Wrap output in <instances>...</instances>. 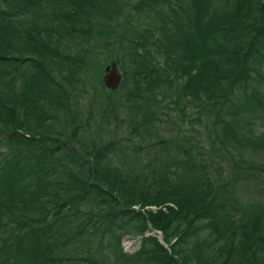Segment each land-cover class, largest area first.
<instances>
[{
  "label": "trees",
  "instance_id": "trees-1",
  "mask_svg": "<svg viewBox=\"0 0 264 264\" xmlns=\"http://www.w3.org/2000/svg\"><path fill=\"white\" fill-rule=\"evenodd\" d=\"M0 264H264V0H0Z\"/></svg>",
  "mask_w": 264,
  "mask_h": 264
},
{
  "label": "rangeland",
  "instance_id": "rangeland-1",
  "mask_svg": "<svg viewBox=\"0 0 264 264\" xmlns=\"http://www.w3.org/2000/svg\"><path fill=\"white\" fill-rule=\"evenodd\" d=\"M103 57V56H102ZM102 57L100 56L99 59L101 61V64H103V60H102ZM105 66H103V69H104ZM195 128H197L198 130L202 131V129H199L197 127V125H195L194 123L192 124ZM186 128H188L187 124H185ZM126 127H127V123L126 122H123V123H120L117 125L116 129H117V136H121L123 132L126 131ZM164 127V126H163ZM110 131V130H108ZM164 135H168L167 133H173V131H170V128L167 126L165 129H164ZM109 135H112L110 134V132H108ZM153 135H150V136H147L144 135L143 137V141H148L149 139H153ZM136 209V208H135ZM147 234H150L152 236H155L158 240H160V235L158 232H154V231H151ZM120 246H121V249L122 251L127 254V255H131L133 254L139 247V243H138V240L136 237H134L132 235V233L130 234H126L123 236V238L121 239V242H120Z\"/></svg>",
  "mask_w": 264,
  "mask_h": 264
},
{
  "label": "water",
  "instance_id": "water-1",
  "mask_svg": "<svg viewBox=\"0 0 264 264\" xmlns=\"http://www.w3.org/2000/svg\"><path fill=\"white\" fill-rule=\"evenodd\" d=\"M121 81V75L118 71L116 63L111 61L103 69V74L101 76V82L104 88L108 90H115Z\"/></svg>",
  "mask_w": 264,
  "mask_h": 264
}]
</instances>
